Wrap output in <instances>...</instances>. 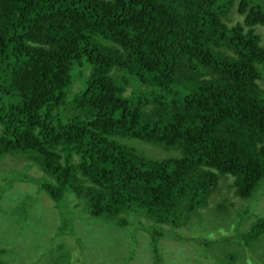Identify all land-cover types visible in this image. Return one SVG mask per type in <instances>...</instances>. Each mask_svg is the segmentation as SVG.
I'll return each instance as SVG.
<instances>
[{"label": "trees", "instance_id": "1", "mask_svg": "<svg viewBox=\"0 0 264 264\" xmlns=\"http://www.w3.org/2000/svg\"><path fill=\"white\" fill-rule=\"evenodd\" d=\"M262 26L264 0H0V156L42 168L28 180L61 211L60 236L82 224L113 232L92 263L144 261L148 245L164 264V236L217 264L262 262ZM221 178L242 201L227 195L209 223L200 211ZM231 207V228L210 236ZM187 225L195 232L179 235Z\"/></svg>", "mask_w": 264, "mask_h": 264}, {"label": "rangeland", "instance_id": "2", "mask_svg": "<svg viewBox=\"0 0 264 264\" xmlns=\"http://www.w3.org/2000/svg\"><path fill=\"white\" fill-rule=\"evenodd\" d=\"M234 17H236V20L242 19L241 16L235 14V10ZM259 32L262 35V43H264V26L260 28ZM1 131L2 124L0 123ZM139 147L141 149L140 151L146 150L151 154L150 156L164 157L168 155L165 151L149 144L140 143ZM20 170L25 171L27 177L18 178L15 173L20 172ZM45 175L40 166L32 164V162L23 156L9 152L0 156V258L8 261L9 264H66L62 257L63 254L70 251L71 256L68 264H95L92 263L91 258L96 259L97 252L102 251L98 246L106 244L111 247V245L116 244L111 239L113 232L105 228H99L97 232L96 229L91 230L82 224L75 227L76 230L74 233L69 232V239H67L68 236H60L61 211L45 193H38L37 191L34 193L33 188L36 184L28 180L30 177L37 180ZM8 177L14 180L12 187L7 182ZM228 182L229 180L227 178H221L218 191L210 195L208 206L201 208L200 213L205 221H210L209 223H212L211 221H218L219 217H216L219 213L217 208L222 203V199L227 195L234 202L241 204L242 200L234 194V188L228 187ZM221 189H224L222 195ZM69 199L72 204L78 202L75 195H70ZM261 200L257 211L264 214V198ZM21 206L25 209L27 207L31 212V217L25 221L19 220L21 222L20 224L13 217V215L17 217L15 209L13 215L11 209L12 207L16 208ZM70 208H72V205H70ZM230 209V214L221 218L217 223L220 230H217L215 226L209 228L210 236H217L227 230L228 227L231 228V217L234 214V208L231 207ZM192 221L200 223L203 220L200 221L198 216L195 215ZM163 227L170 234L174 232L168 225ZM176 230L182 233L179 235L185 234L191 236L196 229L187 225ZM115 233L117 235L116 237H122V233L118 228L115 230ZM141 233L138 236L139 243L144 239L146 241V236H148L149 232L143 230ZM65 239H67L66 243L64 242ZM120 240L124 242L123 239ZM160 246L163 248L164 258L166 259L164 264H217L215 260L205 259L199 250H197L198 248L189 241H181L170 236H164L161 238ZM141 249L145 252L147 260L145 258L144 261L137 259L134 262H129V264H153L151 253L148 251V245L147 249L145 247ZM122 251H125V245ZM212 251L219 259L226 260V256L217 246L212 247ZM61 255L62 257L60 259ZM125 257L122 254L119 259H116L120 263ZM44 260L49 261L46 263ZM239 264L243 263L239 262ZM250 264H264V258L262 262L251 259Z\"/></svg>", "mask_w": 264, "mask_h": 264}, {"label": "clouds", "instance_id": "3", "mask_svg": "<svg viewBox=\"0 0 264 264\" xmlns=\"http://www.w3.org/2000/svg\"><path fill=\"white\" fill-rule=\"evenodd\" d=\"M98 247H103V246H98Z\"/></svg>", "mask_w": 264, "mask_h": 264}]
</instances>
